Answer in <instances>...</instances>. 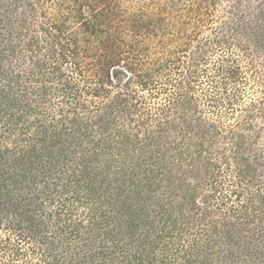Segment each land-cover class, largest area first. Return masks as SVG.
<instances>
[{"label":"rangeland","instance_id":"1","mask_svg":"<svg viewBox=\"0 0 264 264\" xmlns=\"http://www.w3.org/2000/svg\"><path fill=\"white\" fill-rule=\"evenodd\" d=\"M51 1L0 0V88L32 105L43 96L39 86L56 57L40 30V7ZM209 12L207 23L180 53V77L170 69L169 82L162 77L161 84L144 89L132 84L144 103L135 102L131 111L112 110L129 132L128 158L136 156L141 165L133 178L147 182L139 193L121 191L118 199L128 198L116 199L119 209L98 204L95 196L71 211L70 199H55L46 191V184L60 176L49 163L19 160L14 165L28 175L14 177L16 184L5 178L12 173L11 163L1 166L0 209L4 206L8 216L0 222V233L15 242L24 236L19 243L33 264H264V0H212ZM36 34L40 45L31 51L28 43ZM219 37L233 44L239 39L246 47H214L212 40ZM205 40L209 44L203 46ZM224 55L242 59L241 81L221 83L215 62ZM35 61L47 65L37 71ZM118 84L111 96L122 87ZM161 86L166 91H159ZM231 130L245 135V142L234 139ZM18 135V129L2 128L4 158L13 157L12 140ZM122 172L117 181L109 180L111 190H101L125 188ZM23 185L29 189H16ZM75 225L78 233L69 232ZM38 229L43 243L35 236Z\"/></svg>","mask_w":264,"mask_h":264},{"label":"trees","instance_id":"2","mask_svg":"<svg viewBox=\"0 0 264 264\" xmlns=\"http://www.w3.org/2000/svg\"><path fill=\"white\" fill-rule=\"evenodd\" d=\"M211 1L133 0L130 5L125 0H52L46 8L41 6L40 14L44 21L40 30L46 35V44L56 57L51 62L50 75H45L39 86V93L43 96L35 100V105L19 100L0 88V135L2 128L11 132L19 130V137L12 140L15 143L11 148L13 157L4 158V152H0V171H3L1 166L8 162L13 169L5 178L11 177L12 184H16L18 178H27L28 170L14 165L19 160L49 163L52 168L57 167L60 179L56 175L52 182L46 184V191L55 199L57 195L70 199L74 203L71 211L95 196H98V204L104 201L108 207L119 209L118 203L128 198L125 194L119 200L121 191H134L147 182L140 180L143 178H133L134 174H139L141 165L136 156L128 158L131 156L127 153L131 150L126 141L129 132L125 131V122L122 123L112 110L117 107L118 110L131 111L135 102L144 103L145 96L133 90L132 84L144 89L161 84L159 80L162 77L169 82L170 78L166 75L170 69L180 77V55L188 48L200 26L207 23L205 18L210 16ZM48 20L49 23L46 22ZM221 28L227 27L224 25ZM239 28H233L232 32H239ZM31 37L28 49L35 51L34 47L40 45V36L36 34ZM212 41L217 48L223 45L226 48L246 47L239 39L236 44L229 42L227 37L213 38ZM171 43L173 46H170ZM208 44L205 40L202 45ZM240 60L224 55L215 62L224 86L229 81L235 83L244 78L238 63ZM36 64L37 71L47 65L43 61ZM118 76H122V81H115ZM120 82L122 87L111 96L113 85L118 87ZM167 82H163V85L166 86ZM160 90L166 91V88ZM54 94H57L58 100L53 99ZM213 96L209 95L210 98ZM216 98L220 97L214 100ZM54 106L58 107L57 110ZM14 108L20 110L21 114L17 115ZM151 113L148 112V115L151 116ZM261 113L264 116V112ZM230 133L236 132L231 130ZM237 137L240 143L245 142V135L237 132L234 139ZM133 150L137 151L136 148ZM115 165L117 170H114ZM10 166L6 168L7 172ZM119 170L123 171L121 180L127 183L125 188L117 187L111 193L102 191L111 190L106 186L109 180H118ZM16 189L24 191L26 187L23 185ZM140 191L142 189L137 193ZM5 209L4 206L0 209V222L7 219ZM58 229L63 231L62 227ZM108 230L111 232V229ZM78 231L75 225L69 232ZM39 232L38 229L35 236L43 243ZM22 239L24 236L20 241ZM20 241L15 242L9 235L0 233V264H33L27 256L29 252L21 246ZM11 249L14 252L9 256ZM45 250L54 261L59 260L56 259L57 255L52 254L51 247ZM2 254L9 258H2ZM63 261L71 264L70 261Z\"/></svg>","mask_w":264,"mask_h":264}]
</instances>
